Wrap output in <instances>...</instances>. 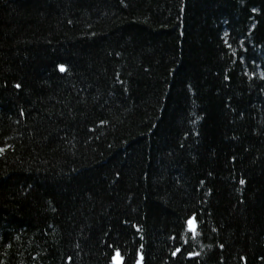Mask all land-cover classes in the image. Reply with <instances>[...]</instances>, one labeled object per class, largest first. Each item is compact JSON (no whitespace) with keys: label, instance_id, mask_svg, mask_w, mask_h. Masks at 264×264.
<instances>
[{"label":"trees","instance_id":"16d2710c","mask_svg":"<svg viewBox=\"0 0 264 264\" xmlns=\"http://www.w3.org/2000/svg\"><path fill=\"white\" fill-rule=\"evenodd\" d=\"M0 149V264H264V0H0Z\"/></svg>","mask_w":264,"mask_h":264},{"label":"snow or ice","instance_id":"6c2138e0","mask_svg":"<svg viewBox=\"0 0 264 264\" xmlns=\"http://www.w3.org/2000/svg\"><path fill=\"white\" fill-rule=\"evenodd\" d=\"M60 71H62V72L65 71L64 66H60ZM16 87L19 88L20 85H17ZM0 151H3V149H0ZM241 183H245V182H244L243 180H241ZM188 224H189V228H190V230H191L193 233H195L196 228H195V225L193 224V221H192V220H189V221H188ZM221 247H223V245H221ZM178 251H179V250H178ZM174 254H175V253H174ZM119 256H120V253H119V251H117V252H116V257L119 258ZM116 264H120L119 259L116 260Z\"/></svg>","mask_w":264,"mask_h":264}]
</instances>
